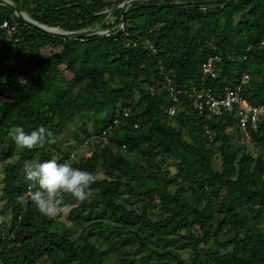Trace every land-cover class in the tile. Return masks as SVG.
<instances>
[{"label":"trees","instance_id":"obj_1","mask_svg":"<svg viewBox=\"0 0 264 264\" xmlns=\"http://www.w3.org/2000/svg\"><path fill=\"white\" fill-rule=\"evenodd\" d=\"M6 1L0 24L16 30L0 29V264H264V121L248 150L235 113L200 114L184 94L220 98L245 74L240 97L264 106V0ZM212 55L215 78L202 73ZM15 125H43L56 143L21 148ZM78 148L90 155L75 159ZM53 158L95 176L87 200L63 194L54 213L67 220L19 200L34 190L23 165Z\"/></svg>","mask_w":264,"mask_h":264},{"label":"clouds","instance_id":"obj_2","mask_svg":"<svg viewBox=\"0 0 264 264\" xmlns=\"http://www.w3.org/2000/svg\"><path fill=\"white\" fill-rule=\"evenodd\" d=\"M9 135L21 148L31 149L45 143H56L53 133L43 125L30 131L15 125L10 129ZM23 171L25 181L34 190L27 199L21 196L20 203L27 205L30 199L43 215L52 214L61 205L65 193L78 201L87 200L91 195L89 186L95 179L93 173L74 167L69 161L59 162L55 158L29 161L23 165Z\"/></svg>","mask_w":264,"mask_h":264},{"label":"built area","instance_id":"obj_3","mask_svg":"<svg viewBox=\"0 0 264 264\" xmlns=\"http://www.w3.org/2000/svg\"><path fill=\"white\" fill-rule=\"evenodd\" d=\"M121 4L120 6H122ZM1 30L8 32H14L16 30V24L10 23L5 20L0 24ZM98 34H105L107 31L97 32ZM264 45V39L260 43ZM252 46H248L247 50H250ZM221 58L219 55L209 56L202 64V73L204 76L215 78L219 71L218 64ZM248 80V76L243 74L240 83L232 88L225 87L224 93L220 98L215 97L210 93V90L192 88L191 91H184L189 98L192 99L193 107L202 114L203 112L210 113V115L220 117L223 115H229L235 113L237 116V127L242 132L243 136L249 141V128L256 129L258 124L264 121V106H251L245 100L240 97L241 86ZM166 89L170 97L174 102H177L180 91L173 88L171 80L166 78ZM175 107L170 106L167 108V115L172 117L175 115ZM128 112L123 113V117H127ZM118 120H114L113 123L106 127L103 131V139L109 136L115 126H117Z\"/></svg>","mask_w":264,"mask_h":264},{"label":"rangeland","instance_id":"obj_4","mask_svg":"<svg viewBox=\"0 0 264 264\" xmlns=\"http://www.w3.org/2000/svg\"><path fill=\"white\" fill-rule=\"evenodd\" d=\"M3 1H5V2H7L6 0H3ZM178 2H181V1H184V0H177ZM26 17H28L27 15H25ZM109 17H107V19H108ZM29 19V18H28ZM110 20H114V18H112L111 17V19ZM111 21V22H112ZM137 25H142V21H139L138 23H137ZM52 32H57V33H62L60 30H58V29H52ZM94 32H100V30H99V28H96L95 29V31ZM51 52V48H49V47H46V48H44L43 50H42V55H44V56H47V55H49V53ZM67 139H68V143L67 144H65V148H66V150L67 151H71V148L73 147V146H76V144H77V142H75V140H72V138H71V132L70 131H66V133H65V135H64ZM234 140H235V138H234ZM246 143V148L248 149V150H252V151H254V145H253V143H248V141L247 142H245ZM90 155V153H89V151L86 149V148H78L77 150H76V157H75V159H77V158H79V157H85V156H89ZM215 166H216V168H218V162H215ZM171 170H173V169H171ZM1 177H2V174H1V166H0V189H1V186H2V184H1ZM98 177L100 178V177H103V173H98ZM1 205H2V203L0 202V209H1ZM52 215H54V216H58V217H60V218H62V219H66L67 220V218H70V217H72L73 216V214L72 213H70L69 212V210H67V211H63V212H61V213H54V211H53V213H52ZM212 249V244L211 243H207L205 246H204V251H206V250H211ZM180 253L182 254V257L185 259V261H188V259H189V256H188V253H187V250H184V251H180ZM150 264H162L161 262H158V261H152Z\"/></svg>","mask_w":264,"mask_h":264},{"label":"water","instance_id":"obj_5","mask_svg":"<svg viewBox=\"0 0 264 264\" xmlns=\"http://www.w3.org/2000/svg\"><path fill=\"white\" fill-rule=\"evenodd\" d=\"M18 15L21 16V18H22L23 20H25L26 22H28V23H30V24H32V25H34V26H36V27H38V28H40V29H42V30H44V31H46V32H52V31H51L52 29H50V28H48V27H45V26H42V25H39V24L33 22L32 20L28 19V17H26L24 13H21V12H20V13H18ZM54 33H55V34H60V33H57V32H54ZM2 36H4V34H2Z\"/></svg>","mask_w":264,"mask_h":264},{"label":"bare ground","instance_id":"obj_6","mask_svg":"<svg viewBox=\"0 0 264 264\" xmlns=\"http://www.w3.org/2000/svg\"><path fill=\"white\" fill-rule=\"evenodd\" d=\"M52 31V30H51Z\"/></svg>","mask_w":264,"mask_h":264}]
</instances>
